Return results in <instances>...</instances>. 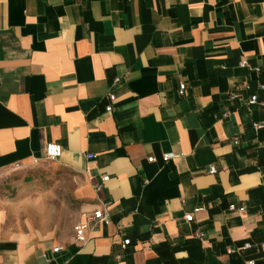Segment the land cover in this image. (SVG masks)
I'll list each match as a JSON object with an SVG mask.
<instances>
[{"label":"crops","instance_id":"obj_1","mask_svg":"<svg viewBox=\"0 0 264 264\" xmlns=\"http://www.w3.org/2000/svg\"><path fill=\"white\" fill-rule=\"evenodd\" d=\"M263 124L264 0H0V177L56 143L80 206L0 264H264Z\"/></svg>","mask_w":264,"mask_h":264},{"label":"rangeland","instance_id":"obj_2","mask_svg":"<svg viewBox=\"0 0 264 264\" xmlns=\"http://www.w3.org/2000/svg\"><path fill=\"white\" fill-rule=\"evenodd\" d=\"M68 174L55 161L13 169L0 177V212L12 233L62 234L80 216L79 203L68 191Z\"/></svg>","mask_w":264,"mask_h":264},{"label":"built area","instance_id":"obj_3","mask_svg":"<svg viewBox=\"0 0 264 264\" xmlns=\"http://www.w3.org/2000/svg\"><path fill=\"white\" fill-rule=\"evenodd\" d=\"M245 64H246L245 62H242L241 66H245ZM185 90H186V86L184 84H181L179 86V89H178L179 96L184 95ZM108 100H109V104L106 107V111L108 113H110L113 111L112 103L115 100L114 95L109 94ZM249 103L250 104L257 103V98L255 96H252L249 100ZM261 126H264V124L263 125H256L255 127L258 128ZM61 153H62V149H61L60 145H58L56 143H49L45 146V149H44V159L46 161H56L57 159L60 158ZM171 158H172L171 154H166L163 156V161L166 162V161L170 160ZM147 160L149 162L153 161L152 157H149ZM215 173H216L215 167H213V166L209 167V174H215ZM106 180H107V177H104L103 181H106ZM92 218L94 221H99V222H102L105 220V216L103 215L102 211H100V210H95L93 212ZM191 219H192L191 215L185 216L186 221H191ZM87 227H88V225L86 223H81V224H78L77 226H75V228H74L75 238H76L77 242L80 244L85 242V234L84 233H85V230L87 229ZM127 244H128V241L127 240L124 241V245H127ZM248 247H249V244L244 245V248H248ZM260 250H261L262 254L264 255V244L261 245ZM53 251L58 252V251H60V248L55 247L53 249ZM246 264H255V262L250 260V261H247Z\"/></svg>","mask_w":264,"mask_h":264}]
</instances>
